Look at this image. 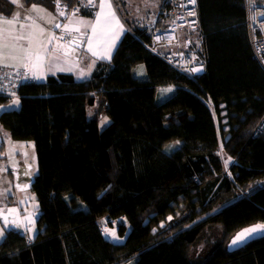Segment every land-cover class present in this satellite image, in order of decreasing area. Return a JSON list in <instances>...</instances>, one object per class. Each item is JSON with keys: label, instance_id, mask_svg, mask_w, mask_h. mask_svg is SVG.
<instances>
[{"label": "trees", "instance_id": "1", "mask_svg": "<svg viewBox=\"0 0 264 264\" xmlns=\"http://www.w3.org/2000/svg\"><path fill=\"white\" fill-rule=\"evenodd\" d=\"M196 2L202 76L155 55L151 28L126 21L112 59L85 81L62 74L0 94V105L19 100L0 124L34 142L40 212L34 237L6 225L0 264H264V238L227 250L238 231L264 224V133L254 136L264 69L244 0ZM14 8L0 0V17Z\"/></svg>", "mask_w": 264, "mask_h": 264}, {"label": "crops", "instance_id": "2", "mask_svg": "<svg viewBox=\"0 0 264 264\" xmlns=\"http://www.w3.org/2000/svg\"><path fill=\"white\" fill-rule=\"evenodd\" d=\"M8 1L15 8L9 18L0 17V68L13 73L19 82L44 83L49 77H57L62 74L72 75L79 82L85 81L93 72L97 62L112 59L119 42L128 30L126 21L135 24V20H138L135 17L129 19L123 15L122 11H119L115 6L114 0H99L94 18L83 15L67 16L64 12V15H60L62 11L57 4L63 3V0ZM107 2L111 3V11L115 13L116 20L119 21L118 24L109 15L110 10L103 7ZM33 6L40 10H34ZM17 17L19 18L16 19ZM98 19L99 24H97ZM6 20L15 22L9 24L5 22ZM56 24H60L61 27L56 28ZM93 26L96 27L95 34L92 31ZM66 27L69 30H66ZM67 34L82 39V47L75 48L71 44H61L58 39ZM53 35L57 39L52 40V43L49 44L48 41ZM17 37H23V39H17ZM89 42H91V51ZM29 49L30 52L26 51ZM93 52L96 55H93ZM36 54H39L42 59L39 61V66H34L30 71L23 65H36ZM136 71L141 77L146 76L144 66L137 67ZM1 146L4 149L0 148V152H4L5 143L0 140ZM10 175L12 176V173ZM10 201L5 209H0V214L10 208L16 210L14 197H11ZM21 203L18 206H21ZM15 210L12 212H16L19 216L21 212ZM0 223L4 226L6 234L7 227L2 223L1 218ZM35 235L36 231L32 237Z\"/></svg>", "mask_w": 264, "mask_h": 264}, {"label": "built area", "instance_id": "3", "mask_svg": "<svg viewBox=\"0 0 264 264\" xmlns=\"http://www.w3.org/2000/svg\"><path fill=\"white\" fill-rule=\"evenodd\" d=\"M98 1L80 0L87 8H96ZM244 4L249 41L257 62L264 69V0H244ZM57 6L67 16H82L80 5L69 7L58 3ZM160 6L156 21L151 26L149 49L182 73L191 77L202 76L206 65L202 57L203 45L198 40L199 13L196 0L195 3L192 0H160ZM159 20L164 21L161 27L157 26ZM74 38L67 34L58 41L70 45ZM18 86L19 80L13 73L0 68V94L17 97ZM263 133L264 116L256 126L254 136ZM105 228H109L108 224Z\"/></svg>", "mask_w": 264, "mask_h": 264}, {"label": "rangeland", "instance_id": "4", "mask_svg": "<svg viewBox=\"0 0 264 264\" xmlns=\"http://www.w3.org/2000/svg\"><path fill=\"white\" fill-rule=\"evenodd\" d=\"M118 5L123 15H126L129 19L135 17V19H138L135 20L136 25L147 28H151L161 8L160 0H119ZM18 107L19 105L16 103L9 106L0 105V113L5 109H17ZM105 120L107 119L105 118ZM105 120L102 121L104 125ZM0 140L5 143L4 152H0V209H5L10 204L11 197H14V206L17 207L16 211L21 212L18 217L20 221H16V225L29 236H33L37 228L36 222L40 215L35 196L30 190L38 173L34 142L13 141L10 137V132L1 124ZM11 173L12 176L10 175ZM20 202H22L21 206H18ZM106 226L107 224L104 225L103 229L105 236L113 238L115 242L119 241L115 237L116 231L111 227L106 229ZM3 227L0 223V230H3V234L0 235V242L5 236Z\"/></svg>", "mask_w": 264, "mask_h": 264}, {"label": "water", "instance_id": "5", "mask_svg": "<svg viewBox=\"0 0 264 264\" xmlns=\"http://www.w3.org/2000/svg\"><path fill=\"white\" fill-rule=\"evenodd\" d=\"M71 45L74 46L75 48H81L82 47V39L75 37L73 39V41L71 42ZM5 217H7V223L5 222ZM0 218L2 220V223L4 225L9 226L10 229H17V225H16L17 213L16 212L4 210L0 214ZM13 221H15V224L12 223ZM256 225H261V224H256ZM256 225L248 226V227L243 228L240 231H238L229 241V243L227 245V250L229 252L233 253V252H236V251L243 249L244 247H246L247 245H249L253 242H256L258 240L263 239L264 238V231H258V232L251 233V234L247 235L244 240L239 241L236 244H233V240L237 237V235L239 233H241L245 229L255 227Z\"/></svg>", "mask_w": 264, "mask_h": 264}, {"label": "snow or ice", "instance_id": "6", "mask_svg": "<svg viewBox=\"0 0 264 264\" xmlns=\"http://www.w3.org/2000/svg\"><path fill=\"white\" fill-rule=\"evenodd\" d=\"M13 2H16V0H13ZM193 3H195V0H192ZM103 7L109 9V15L112 17L113 20H116V17H115V13L113 11H111L112 9V5L110 2H107L103 5ZM34 10H37L39 11L40 9L36 8V6H33ZM192 14V13H190ZM60 15H64L63 12L60 13ZM19 17H17L16 19H18ZM6 23H14L15 21L14 20H6L5 21ZM81 23H84L83 21H81ZM116 23L118 24L119 21L116 20ZM97 24H99V19L97 20ZM56 28H60L61 25L60 24H56L55 25ZM66 30H69L67 29L66 27ZM41 31H43V29H41ZM76 31H79V29H76ZM92 31H93V34H95L96 32V27L93 26L92 28ZM17 39H23V37H17ZM54 39H57V37H55L54 35L49 39L48 43L51 44L52 43V40ZM58 47H60V45H57ZM89 50L91 51V42H89ZM26 51H29L30 52V49L29 50H26ZM93 55H96L95 52H93ZM31 59V57H29ZM42 58L39 56V54H36V65H32V64H24L23 66L25 68H28L30 71L32 70V68L35 66V67H38L39 66V61L41 60ZM14 103L18 104L19 103V100H16L14 101ZM5 222L7 223V217H5ZM13 224H15V221L12 222ZM18 226V225H17ZM258 231H264V224H261V225H256L255 227H252V228H248V229H245L244 231H242L241 233H239L237 235V237L233 240V244H236L237 242L239 241H242L245 239V237L251 233H255V232H258ZM3 234V230H0V235Z\"/></svg>", "mask_w": 264, "mask_h": 264}, {"label": "clouds", "instance_id": "7", "mask_svg": "<svg viewBox=\"0 0 264 264\" xmlns=\"http://www.w3.org/2000/svg\"><path fill=\"white\" fill-rule=\"evenodd\" d=\"M16 221H18V220H16Z\"/></svg>", "mask_w": 264, "mask_h": 264}]
</instances>
